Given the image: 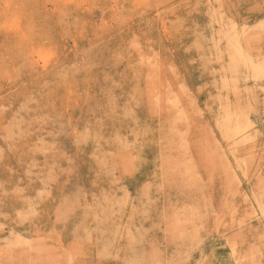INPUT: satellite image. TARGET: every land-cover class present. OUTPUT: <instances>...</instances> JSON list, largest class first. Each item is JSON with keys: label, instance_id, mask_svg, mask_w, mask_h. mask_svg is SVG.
<instances>
[{"label": "rangeland", "instance_id": "1", "mask_svg": "<svg viewBox=\"0 0 264 264\" xmlns=\"http://www.w3.org/2000/svg\"><path fill=\"white\" fill-rule=\"evenodd\" d=\"M0 264H264V0H0Z\"/></svg>", "mask_w": 264, "mask_h": 264}, {"label": "bare ground", "instance_id": "2", "mask_svg": "<svg viewBox=\"0 0 264 264\" xmlns=\"http://www.w3.org/2000/svg\"><path fill=\"white\" fill-rule=\"evenodd\" d=\"M25 37V36H24ZM240 56V55H239ZM238 58V57H237ZM246 60V59H245ZM227 66V65H226ZM247 66V65H246ZM258 73V72H257ZM259 74V73H258ZM232 102V101H231ZM250 124V123H249ZM239 126V125H238ZM242 126V125H241ZM245 126V125H244ZM233 128V127H232ZM234 129H235V127H234ZM240 129V128H239ZM235 131H237V135L240 133L241 134V131L242 130H238V129H236ZM232 133H233V131H232ZM236 133V132H235ZM234 133V134H235ZM242 133H244V132H242ZM184 134V133H183ZM236 135V134H235ZM253 137V136H252ZM223 139V138H222ZM245 143V142H244ZM186 144V143H185ZM240 145V144H239ZM242 145H243V143H242ZM235 146V145H234ZM260 149V148H259ZM240 150V149H239ZM247 150V149H246ZM262 150H263V148H262ZM185 152V151H184ZM237 154V153H236ZM245 157H247V156H245ZM251 158V157H250ZM230 163V162H229Z\"/></svg>", "mask_w": 264, "mask_h": 264}]
</instances>
